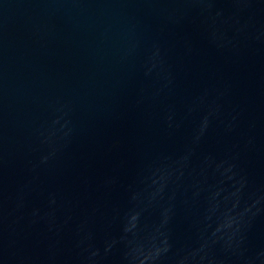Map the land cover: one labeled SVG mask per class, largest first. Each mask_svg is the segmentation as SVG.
Wrapping results in <instances>:
<instances>
[{"label":"water","instance_id":"95a60500","mask_svg":"<svg viewBox=\"0 0 264 264\" xmlns=\"http://www.w3.org/2000/svg\"><path fill=\"white\" fill-rule=\"evenodd\" d=\"M0 264H264V0H0Z\"/></svg>","mask_w":264,"mask_h":264}]
</instances>
